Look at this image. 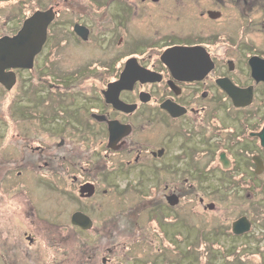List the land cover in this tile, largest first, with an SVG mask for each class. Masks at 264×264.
I'll return each instance as SVG.
<instances>
[{
    "label": "flooded vegetation",
    "instance_id": "1",
    "mask_svg": "<svg viewBox=\"0 0 264 264\" xmlns=\"http://www.w3.org/2000/svg\"><path fill=\"white\" fill-rule=\"evenodd\" d=\"M4 38L0 264H71L66 247H81L74 264H123L122 225L149 202L164 237L186 212L201 230L220 197L242 211L230 234L252 232L246 208L264 210V0H0ZM240 217L249 232L234 234Z\"/></svg>",
    "mask_w": 264,
    "mask_h": 264
},
{
    "label": "rangeland",
    "instance_id": "2",
    "mask_svg": "<svg viewBox=\"0 0 264 264\" xmlns=\"http://www.w3.org/2000/svg\"><path fill=\"white\" fill-rule=\"evenodd\" d=\"M1 124L0 121V127ZM130 195L126 196L125 206L133 202L128 199ZM217 201L219 203L215 211L201 215V230L194 231L188 225L195 227V216L186 212V218L180 217L176 223L167 224L170 232L166 237L162 236L163 232L156 231L160 229V225L146 222L149 208L153 206L151 202L144 203L137 215L139 224H123L121 237L117 239V251L123 264L125 261L133 264H264V210H260L258 215L252 205L246 208L245 214L248 217L253 216L252 232L243 237H234L230 234V222L242 214V211H239L238 204L232 209L222 197ZM212 225H216L218 229L215 237L209 230H204V226L209 228ZM182 227V237H178V229ZM59 229L66 234L62 226ZM150 235L153 237H149ZM64 250V254L72 258L71 264L72 260L74 264L81 256V247H66Z\"/></svg>",
    "mask_w": 264,
    "mask_h": 264
},
{
    "label": "water",
    "instance_id": "3",
    "mask_svg": "<svg viewBox=\"0 0 264 264\" xmlns=\"http://www.w3.org/2000/svg\"><path fill=\"white\" fill-rule=\"evenodd\" d=\"M32 21H34V18H32L30 21H28L27 25L29 24V22H32ZM26 30L27 29H22L21 31H19L17 36H15V38H13V40H12L13 43H17L19 40H21V37L23 35H25ZM41 34L43 35V38H44V29H41ZM43 38L41 40L36 41V48L39 47V44L43 41ZM5 39H7V38L0 39V45H3V43H5ZM30 58L31 57H29V59ZM14 66H18V65H14ZM27 66H30V65H27ZM121 83L125 84L126 81L123 80ZM171 203H174V202L171 201ZM82 221H88L89 222V225L82 226V227L86 228V227L90 226V219L87 216H85L81 213H75L73 215V222L74 223L82 222ZM249 225H250L249 221L245 217H241L238 220H236L235 222H233V225H232L233 232L234 233H243L249 229Z\"/></svg>",
    "mask_w": 264,
    "mask_h": 264
}]
</instances>
